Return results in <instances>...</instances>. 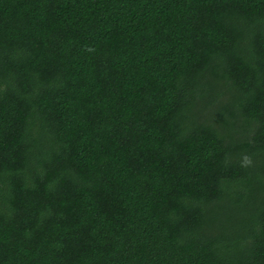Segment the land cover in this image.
Wrapping results in <instances>:
<instances>
[{
	"label": "trees",
	"instance_id": "1",
	"mask_svg": "<svg viewBox=\"0 0 264 264\" xmlns=\"http://www.w3.org/2000/svg\"><path fill=\"white\" fill-rule=\"evenodd\" d=\"M0 264H264V0H0Z\"/></svg>",
	"mask_w": 264,
	"mask_h": 264
}]
</instances>
